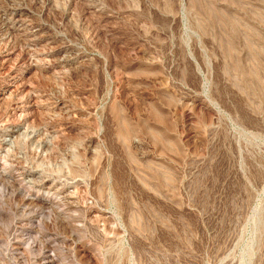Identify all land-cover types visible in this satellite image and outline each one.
Here are the masks:
<instances>
[{
    "label": "rangeland",
    "instance_id": "1",
    "mask_svg": "<svg viewBox=\"0 0 264 264\" xmlns=\"http://www.w3.org/2000/svg\"><path fill=\"white\" fill-rule=\"evenodd\" d=\"M0 264H264V0H0Z\"/></svg>",
    "mask_w": 264,
    "mask_h": 264
},
{
    "label": "bare ground",
    "instance_id": "2",
    "mask_svg": "<svg viewBox=\"0 0 264 264\" xmlns=\"http://www.w3.org/2000/svg\"><path fill=\"white\" fill-rule=\"evenodd\" d=\"M5 141V140H4Z\"/></svg>",
    "mask_w": 264,
    "mask_h": 264
}]
</instances>
